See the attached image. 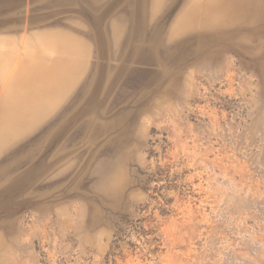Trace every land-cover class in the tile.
Instances as JSON below:
<instances>
[{"label":"rangeland","instance_id":"rangeland-1","mask_svg":"<svg viewBox=\"0 0 264 264\" xmlns=\"http://www.w3.org/2000/svg\"><path fill=\"white\" fill-rule=\"evenodd\" d=\"M0 264H264V0H0Z\"/></svg>","mask_w":264,"mask_h":264}]
</instances>
